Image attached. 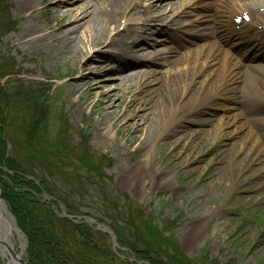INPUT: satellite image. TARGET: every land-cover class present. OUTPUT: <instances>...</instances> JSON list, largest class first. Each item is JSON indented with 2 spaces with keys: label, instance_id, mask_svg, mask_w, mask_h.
Returning <instances> with one entry per match:
<instances>
[{
  "label": "rangeland",
  "instance_id": "obj_1",
  "mask_svg": "<svg viewBox=\"0 0 264 264\" xmlns=\"http://www.w3.org/2000/svg\"><path fill=\"white\" fill-rule=\"evenodd\" d=\"M3 1L6 16L0 17V75H10L1 79L2 92L6 91L8 96L0 104V124L1 139L6 142L9 157L28 175L48 178L54 189L70 195L69 199L82 212L91 213L79 216L78 220H84L96 230L114 235L108 226L93 218L118 219L121 236L133 241L134 227L140 225L136 235L154 240L166 264H264V152H247L249 145L241 143L239 136L225 133L214 138L211 134V123L224 114L227 105H234L247 120L264 113V107L251 100L250 86L242 85L241 91L234 92L231 99L219 98L211 106L175 116L169 126L160 123L161 116L152 119L151 128L144 126V134L149 137L160 131L162 134L152 142L155 159L148 165L144 163L146 147L136 146V136L127 127L129 118L141 116L148 112V104H155L152 92L172 68L164 60L166 53L174 48L179 57L205 39L196 38L193 43V37L187 34L172 43L162 42L164 37L149 32L158 45L149 49L148 56L144 52L137 57H147L144 59L152 63L108 76L112 78L108 85L119 82L116 80L121 77H131L133 87L131 92L116 99L118 109L109 117L99 107L101 102H96L86 90L90 84H84L79 94H74L80 66L91 47L87 44L81 47V53L77 50L69 54L61 49L58 29L64 21L54 18L50 10L54 2H36L34 9L23 11L18 0ZM53 1L67 4L72 0ZM86 1L67 4L61 12ZM173 1L179 4L172 10L168 8V18L157 22L155 27L165 28L178 20L188 28L193 23V4L213 2ZM245 14L240 15L237 23H245L251 29L255 22ZM8 19L13 25L7 28ZM126 24L121 20L118 31ZM30 25L43 29L52 38L41 40L40 46L36 41L26 45L21 40L22 31ZM128 26L137 25L133 22ZM107 36L95 43L96 55L101 59L112 53L110 48L104 49L105 42H109ZM30 38L33 36L27 40ZM210 39L213 38L208 42ZM238 42L235 37L229 38L227 48L248 65H264V59H247L252 50L264 52L262 40L252 38L246 49H239ZM109 65L114 67L113 63ZM137 71L152 74L137 76ZM23 87L50 88L53 114L45 124L37 123L30 114L16 107L12 93ZM190 97L193 99V93L182 105L188 104ZM126 109L128 120L117 122ZM109 130L111 138L104 136ZM29 131H38L39 139L28 141ZM167 176L172 177L171 182ZM138 209L146 223L136 222L138 218L132 216ZM120 214L128 225L122 222ZM13 225L16 228L14 221ZM11 240L26 259L25 236L16 231ZM112 244L117 255L130 258L129 249L121 247L116 236H112ZM0 264H7L1 255Z\"/></svg>",
  "mask_w": 264,
  "mask_h": 264
},
{
  "label": "bare ground",
  "instance_id": "obj_2",
  "mask_svg": "<svg viewBox=\"0 0 264 264\" xmlns=\"http://www.w3.org/2000/svg\"><path fill=\"white\" fill-rule=\"evenodd\" d=\"M76 1L78 0L68 1L67 4L72 5ZM36 2H54L50 8L54 18L64 21L58 29L61 49L68 54L77 50L81 53V47L88 44L94 51L93 54L90 53L91 50L87 53L86 60L80 66L76 81L78 86L74 94H79L84 84H90L86 90L96 98V102H101L99 107L103 108L104 114L109 117H112L118 109L116 99L131 92L133 87L130 84L131 77H121L116 80L119 82L108 85L112 80L108 76L137 65H150L152 62L144 59L147 57L141 60L137 55L144 52L147 54L149 49L158 45V42L152 40L151 34L164 37L162 42L178 41L181 36L187 34L193 37V43H196L194 42L196 38L205 39L193 44L192 50H188L179 57L176 56L177 49L174 48L166 53L164 60L167 64L171 63L172 68L166 71L159 86L152 92V98L156 100L155 104H148V112L141 116L129 118L127 127L132 130V135L136 136V146L143 144L146 147L144 163L147 165L155 159L152 142L162 134L161 131L153 137L144 134V126L149 125L151 128L150 122L154 118L161 116L160 123L169 126L170 119L175 116H182L190 110L195 112L211 106L219 98L231 99L235 96L234 92L241 91L242 85L250 86L253 96L251 100L264 107V65H248L238 58L234 51L227 48V42L231 37L239 39L236 43L239 49L243 47L246 49L255 37L264 42V0L233 2L232 0H213L210 4L195 3L192 14L193 23L188 28L178 20L172 21L173 26L167 25L165 28L154 26L157 22L168 18L166 14L168 8L172 10V7L179 4L173 0H88L65 12L61 10L67 8V4L60 1L18 0V5L20 10L30 11L34 9ZM243 12H246L245 16L249 15L255 22L251 29L246 28L245 23H237V19ZM121 20H125L128 24L118 31ZM133 22L138 27L128 26ZM22 32L21 40L26 45L36 41L40 46L41 40L52 38L51 34L47 35L43 29L33 25L27 26ZM107 35H109V42H105L107 44L104 49L110 48L112 53L101 59L96 55L95 43ZM31 36L33 38L27 40ZM209 38L213 39L208 42ZM255 58L264 59V52L259 54L255 50L250 51L247 59ZM93 63L100 64L93 66ZM109 63H113L114 67H111ZM135 74L148 77L152 73L137 71ZM190 93H193V99L191 96L187 101L188 104L182 105ZM83 104L89 108L92 107L91 103ZM127 112L126 109L122 117L117 118L116 121L127 119ZM259 115L264 113L257 114L253 118L255 121L247 120L234 105H227L224 114L219 116L214 124L211 123V134L214 138L225 133L230 136H239L241 143L249 145L247 152H264V117ZM104 136L111 138V131H107ZM167 177L171 182L172 177ZM14 232L16 228L13 220L5 205L0 203V240L17 252L11 240ZM0 253L7 264H20L6 251L4 245H0Z\"/></svg>",
  "mask_w": 264,
  "mask_h": 264
},
{
  "label": "trees",
  "instance_id": "obj_3",
  "mask_svg": "<svg viewBox=\"0 0 264 264\" xmlns=\"http://www.w3.org/2000/svg\"><path fill=\"white\" fill-rule=\"evenodd\" d=\"M5 6V1L0 0V17L3 18L6 16ZM11 25L10 19L5 20L7 28ZM9 75L4 74L5 77ZM4 76L0 75V104L8 96L1 88ZM50 93L47 87H23L12 96L17 102L16 107L30 114L37 123L45 124L53 114ZM2 133L0 124V185L8 210L26 238V258L30 264H166L154 240L147 241L143 235L142 238L136 235L140 225H136L138 228L133 226L137 238L130 241L121 236L116 223L118 219L93 218L108 226L117 237L118 244L131 253L129 259L117 255L109 232L96 230L84 220H78L79 216H90L91 213L82 212L79 205L69 199L70 195L54 189L48 178L28 175L15 159L9 157L6 142L1 139ZM26 138L30 142L35 141L39 139V133L29 131ZM120 216L122 222L128 225V221L123 219L125 216ZM132 216L138 218L136 222L142 220L146 223L139 209ZM125 225L124 229H128ZM168 243L178 250L174 243Z\"/></svg>",
  "mask_w": 264,
  "mask_h": 264
},
{
  "label": "water",
  "instance_id": "obj_4",
  "mask_svg": "<svg viewBox=\"0 0 264 264\" xmlns=\"http://www.w3.org/2000/svg\"><path fill=\"white\" fill-rule=\"evenodd\" d=\"M0 203H3L7 209V206L3 200V190L0 185ZM13 219V218H12ZM14 220V219H13ZM16 231L20 233V230L17 228ZM0 245H4L6 247V251L20 264H30L26 259L23 258V256L19 255V253L15 252L12 248L8 247L5 242L0 240ZM1 255V253H0ZM2 256V255H1ZM3 257V256H2Z\"/></svg>",
  "mask_w": 264,
  "mask_h": 264
}]
</instances>
